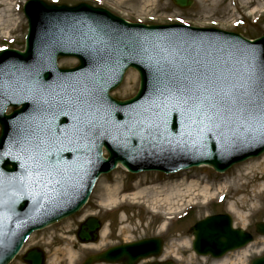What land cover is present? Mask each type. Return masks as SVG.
Wrapping results in <instances>:
<instances>
[{"label":"water","instance_id":"1","mask_svg":"<svg viewBox=\"0 0 264 264\" xmlns=\"http://www.w3.org/2000/svg\"><path fill=\"white\" fill-rule=\"evenodd\" d=\"M172 2L180 8H187L191 4V0H172ZM28 6H36L39 11L36 13L30 12V15L29 11H27ZM27 7L25 9V16L28 21L29 33L27 37L26 53L21 54L15 51H4L0 54V73L2 71L13 73L11 77L3 76L0 78V85H2L0 86V99H2L3 96H5L6 99V103L0 108V151L7 147L13 153L12 155H14L9 161L0 155V184L10 181L16 186L15 180L19 178L18 160L21 155L20 148L17 146V139L21 134V128L17 126L18 123L16 120H21L25 116H29V118L32 117L33 110H36L38 107V105H34V102L37 104L39 95L51 98L58 107L61 106L63 108L66 115L70 116V118H68L69 120L72 121L76 119L75 121L79 122V127L88 132L93 128L94 131H96L98 126L104 127L102 132H98L97 135H94L99 140L101 146H97L93 151L94 153L91 151L92 165H96L97 167L100 166V172L98 171L95 173V177L100 173L110 172L118 162L133 172L138 171L142 167L141 169H154L169 173L175 171L177 169L176 167L182 162L186 164V167L197 166L200 163H208L214 166L216 170L222 171L249 156H257L264 152L263 146L254 154L249 153L250 155L246 154L239 158L230 159V161L232 160L231 162L222 163L219 157L213 153L214 148L211 146V153L201 158L197 153V149L194 147L196 144L194 140L195 129L188 126L186 117L178 110L170 109L166 112L165 123V111L156 107L159 101L157 100V94L154 90V68L148 56L132 47L128 43V40L123 41L119 37L116 39V31L109 28L114 26L118 28L121 27L124 29L123 33L127 30L139 33L141 37H152L162 30H169L168 36L181 35L179 30H182L183 27L176 25L156 27L127 25L123 21L111 17L103 10L93 9L84 5L70 9L63 6H46L37 1H31ZM71 15L75 17H73L70 22L86 19L89 22H102L107 27L109 26L108 29L112 33L113 39L103 52V59H100L99 56L78 37L72 38V30L70 28H68L67 31H62L61 28L66 27L68 21L66 24H61V20H59L53 27L54 29L49 31L55 37V40L51 41L54 43L50 45L51 50L45 53L51 57H43L44 64L40 66L39 71L37 73L35 72V75L23 77L20 71L11 69L8 63L10 58L15 57L25 61L33 59L32 42L38 31H44L43 21L50 17L65 19ZM190 30L198 32H217L215 30L191 28ZM194 37L198 38L197 36ZM197 41H202L206 46L212 45L213 47L236 45L242 48L245 46V49L249 51V44L247 41L242 39L239 35L230 33L215 35V42L208 38H200ZM253 45L254 47L250 48V52L255 54L256 63L259 68L261 65H264V35L254 41ZM136 55H139L138 59ZM57 57H76L79 59L80 65L76 69L64 71L61 75L59 74V83H71L72 80L70 78H75L82 73V83L77 93H84L87 98H90L87 109L89 115L87 117L83 115L79 108L70 104L59 103L63 98L59 95V92H68V87L60 89L58 86L54 85L51 89L56 90V92L48 90L43 85V81L48 78V70L55 68ZM1 68H4V70ZM127 68H133L138 71L140 76L139 91L132 99L123 102L111 100L108 97V92L115 89L120 84ZM23 73L25 74V71H23ZM9 80H11L13 85L17 81L26 83L34 90L38 89L40 86L41 92L37 94L35 91L29 92L18 90L15 87H8L7 84ZM90 85L94 86V91L89 89ZM7 88L10 91L6 92ZM99 97H101L99 103L91 102L92 99H99ZM15 100L18 104L14 105ZM23 103H29V105H23ZM12 105L14 107L21 106V109L13 111L10 115H5V110ZM44 107V111L54 109L52 104L50 107L48 105ZM157 113H159V115H157ZM51 121L54 126L53 128H56L55 126L59 123L56 120ZM88 121H90V123ZM119 123H121V125H119ZM157 125H159V127H157ZM57 130L60 131V133L62 132V129ZM72 132L73 129L66 135V140L70 141ZM211 134L215 138L226 142L229 130L223 129L221 131L213 129ZM239 135H244V133L240 131ZM100 138L104 139L102 140ZM71 139L74 149L78 152V138L73 135ZM37 142H41V147H44L45 140L42 137L39 136V141ZM102 143H104V147L109 153L107 160L101 158ZM111 144H115V147H112ZM138 146L141 147L140 151L137 149ZM75 150L71 151L79 154ZM134 150L138 151L137 154ZM50 151H54V148L52 147ZM63 153L64 151H62V154ZM66 156L68 157V154H66ZM45 159L50 166H54V164L57 163L53 154H46ZM142 163H144L145 166H139V164ZM92 183L93 180H89L83 196L69 209L63 211V213L61 212V214H58L56 217H52L32 227L30 230L26 231L25 234L17 238L12 247L0 257V264H8L12 260L21 248L26 236L31 233V231L38 228L41 229L76 213L89 196ZM15 193L17 194L19 191L0 187V208L6 205L9 206L10 198ZM24 206L19 204L17 206L18 211H22ZM231 225V218L228 215L209 217L197 223L192 228L194 236L192 247L194 252L201 256L219 258L229 251L244 247L251 241L249 235L244 234L240 230H233ZM99 228V222L89 218L80 226L77 238L81 242H89L90 240L95 242L97 240V231ZM255 232L264 236V223L255 224ZM137 250H139L142 255L141 258L150 256L156 257L160 254L161 241L159 239L145 240L126 247L115 248L105 254L89 257L84 264L105 261L106 257L110 255H114L116 260L122 258L124 255L130 257L132 251L135 253ZM22 261L26 264H43V253L41 251L32 250L22 258ZM251 264H264V256L253 260Z\"/></svg>","mask_w":264,"mask_h":264},{"label":"rangeland","instance_id":"2","mask_svg":"<svg viewBox=\"0 0 264 264\" xmlns=\"http://www.w3.org/2000/svg\"><path fill=\"white\" fill-rule=\"evenodd\" d=\"M3 1L0 0V46L8 45L10 49L22 51L27 30L22 6L28 0ZM77 1L64 0L61 3L71 5ZM101 1L102 8L127 21L147 22L148 17H154L155 23H166L168 17H183L167 0ZM219 1L195 0L194 7L184 12L189 16L185 19L186 22L190 26L203 28L211 27L210 23L216 22L218 29L238 33L248 39H255L264 33V0H251V6L257 4L259 7L254 13L248 10L249 5L245 4L247 0H224L225 6L217 5ZM231 2L236 3L240 15L229 13L232 8L226 9V3L229 5ZM166 8H169V11ZM165 9L168 12H163ZM241 18L246 21L245 24L234 28L232 22ZM8 39H11L12 44H8ZM75 65L76 61L73 59L58 61L61 68H72ZM130 75H133L134 81L128 84ZM137 89L138 76L129 70L121 85L111 95L117 100H126L134 96ZM251 164L254 166L250 167ZM136 181L144 183L141 184L142 188L149 187L154 193L153 198H171L176 190H179L180 194L174 195L170 203L159 201L156 204L149 199L150 196H143V199L136 200V205L131 204L133 200H129L130 204L115 209L114 212L105 213L97 206V200L104 187H113L115 184L128 188ZM191 185H196L197 190L194 188V191H187ZM201 190H205L204 194H201ZM223 195L224 198L221 199ZM152 208H155V211ZM171 208H174L172 212ZM170 213L172 214L169 215ZM184 213L187 215L182 217ZM215 214L230 215L235 228L253 235V242L245 249L225 256L222 259L224 264H249L251 260L264 254V237L255 235L253 230L255 223L264 222V153L260 157L233 166L224 174H216L209 168L198 167L173 177H164L153 172L130 175L119 166L98 178L87 204L76 215L34 233L24 251L31 247L44 250L46 264H80L91 251L81 248L75 239V232L79 223L88 217H94L101 222L102 228L108 227L109 234V237H100L97 248L100 244L108 245L117 240L133 241L143 237H161L164 242L161 256L163 260L173 259L175 264H220L222 260L200 258L191 249L193 238L190 228L197 221ZM121 215L124 216L123 220ZM170 218L173 219L169 220ZM122 231L127 233L123 234ZM11 264L24 263L19 255Z\"/></svg>","mask_w":264,"mask_h":264},{"label":"snow or ice","instance_id":"3","mask_svg":"<svg viewBox=\"0 0 264 264\" xmlns=\"http://www.w3.org/2000/svg\"><path fill=\"white\" fill-rule=\"evenodd\" d=\"M58 2L53 0V3ZM68 28L72 30V38L78 37L103 59V52L113 39L106 25L80 19L68 22L61 30L67 31ZM128 43L151 61L154 90L159 101L156 107L165 111V123L166 112L171 109L184 115L188 126L195 129L197 135L213 129H239L245 135L264 137V65L258 68L254 53L236 45L206 46L202 41L183 35L154 40L129 37ZM0 75L11 77L13 73L2 72ZM7 86L39 94V89L34 90L19 81L13 85L9 80ZM51 103L43 95L38 96L41 111ZM59 103L79 108L85 117L89 115L90 102L86 95H68ZM34 134L22 129L17 139L21 153L30 161L25 169L28 175L18 182L19 191L43 188L46 179L51 180L54 172L59 173L40 153L41 142H37L38 136L36 140L32 139ZM45 153L50 155L47 149Z\"/></svg>","mask_w":264,"mask_h":264},{"label":"bare ground","instance_id":"4","mask_svg":"<svg viewBox=\"0 0 264 264\" xmlns=\"http://www.w3.org/2000/svg\"><path fill=\"white\" fill-rule=\"evenodd\" d=\"M259 2H260V0H259ZM245 4L249 5L248 10L251 13H254V12L257 11V9H259L257 4H255V6H251L253 4L251 0H247ZM3 5H5L4 1H3ZM217 5L225 6V1L224 0H220ZM228 7L229 8L232 7L231 10L233 12L236 11V13H239V10L236 8V4L227 5V3H226V9ZM233 15H236L235 12L233 13ZM8 18H10V17H8ZM114 49H115V47H114ZM127 80H128V84L132 83V80L134 81L133 75H130ZM89 89L92 90V91L95 90L93 85H90ZM5 100L6 99L0 101V108L5 104V102H6ZM24 104H26L27 106L29 105V103H23V105ZM40 114H41V117L37 116V118L39 119V122H38V125L35 127V129L39 130L42 127L43 131H45L48 128H53L54 126H53V123H52L51 119L56 120L59 124H57L55 127L56 128L62 127V132L60 134H58V135L55 134V136H54V140L57 142L56 151L58 149L59 150H64L65 148L64 147H60V146H62L63 144L66 143L65 137L73 129L71 126H68V123L71 121V120L68 119L70 117L64 113V110H63V108L61 106L57 108V111H55V109H51V110H48V111H43ZM21 120H22L23 123L26 124L28 122V120H29V116H25ZM65 121H66V123H65ZM119 125H121V123H119ZM103 129H104L103 126H98L97 127V130L99 132H101ZM88 133L94 134L95 133L94 128L91 129ZM100 139L103 140L104 138H100ZM99 145H100V142L97 139V141H96L94 146H99ZM111 145H112V147H115V144L114 145L111 144ZM102 147H104V143H102ZM137 149H138V151H140L141 147L138 146ZM138 151L134 150V152L136 154H137ZM63 158H64V160H63L62 163H65L67 165H71L72 164L71 160L74 159L75 157L73 155H71V154H68V157H67L63 153ZM249 166L252 167L254 165L251 164ZM120 168L123 171H126L124 168H122V167H120ZM142 183L143 182H141V181H136V183L134 185H131V187H128V188L124 187V186L123 187L122 186H118V185H115V184H113V187H104L103 190H102L101 196L97 200V206L99 208L103 209L102 211L105 212V213L106 212H114L115 209H120L121 207H124V206H127V204H130L129 202H131V201H129V200H133L134 202H131V204L132 203L135 204L136 200L143 199V196H145L147 198H149V196H150L149 199L151 201H153L154 204H156L159 201H161V203H163V202L164 203L165 202L166 203H170L173 200L172 199L173 197L178 196L180 194V191L176 190L175 193L173 194V197H171V198L170 197H165V198L159 199V196H156L155 198H153V194L154 193L150 191L149 187L148 188H146V187L142 188L141 187ZM101 184L103 185V183H101ZM195 186L196 185H191L190 187H188L187 191H192V190L194 191V188H195V190H197V188ZM99 187H101V186H99ZM37 188H39V187H37ZM43 188H47V184H45V187H43ZM204 191L205 190H201V194H204ZM25 192L30 193L29 191H25ZM127 196H130V197L127 198ZM26 200H28V197L26 198ZM153 209H155V208H152V210ZM173 210H174V208L170 209L171 212ZM153 211H155V210H153ZM123 217H124L123 215L120 216L121 220H123ZM122 233L125 234L127 232L126 231H122ZM99 237H109L108 227L107 226H104V228L101 229ZM76 243H75V245H77ZM50 244H51V242L48 243V245H50ZM84 246H89V245H83V247ZM131 255H134V256L138 257L140 260H143V258H141L142 255L140 254L139 250H137L135 253L132 251ZM220 264H224V260L220 261Z\"/></svg>","mask_w":264,"mask_h":264},{"label":"flooded vegetation","instance_id":"5","mask_svg":"<svg viewBox=\"0 0 264 264\" xmlns=\"http://www.w3.org/2000/svg\"><path fill=\"white\" fill-rule=\"evenodd\" d=\"M122 244L121 242L115 241L112 245H120Z\"/></svg>","mask_w":264,"mask_h":264}]
</instances>
